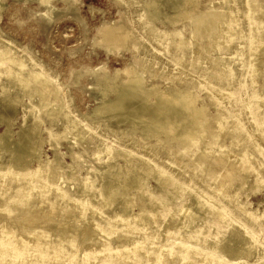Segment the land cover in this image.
Instances as JSON below:
<instances>
[{"label":"bare ground","instance_id":"obj_1","mask_svg":"<svg viewBox=\"0 0 264 264\" xmlns=\"http://www.w3.org/2000/svg\"><path fill=\"white\" fill-rule=\"evenodd\" d=\"M34 1L38 6L46 4L40 18L47 32L58 16L53 0ZM64 1L63 13L82 22L74 7L77 0ZM112 1L123 6L118 18L122 21L96 28L90 44L103 47L107 54L122 47L132 55L124 67L109 74L105 63L70 70L67 87L80 86V78L89 75L91 89L99 92L95 107L82 118L84 123L71 118L67 110L71 96L58 95L61 84L46 76L40 58L28 56L27 46L19 45V49L17 39L0 26V76L7 79L1 90L20 89L18 95L3 100L0 109L4 123L0 236L10 242L12 236L21 237L17 245L11 242L4 250L7 260L0 255V264H17L18 260L19 264H50L51 258L57 260L54 264H264L246 261L251 255L264 259V244L253 235L232 225L228 235L218 230L219 222L229 215L243 217L246 222L240 228L251 229L259 225L264 210L248 209L231 189L233 182H244L239 171H248L254 163L245 162L243 155H228L223 135L216 138L228 131L233 142L239 139L241 120L237 117L230 127L228 113H223L218 99L227 96L230 80L243 72L259 83L252 93L260 110L249 120L264 126V0H209L195 11L190 7L195 0ZM187 16L182 27L193 35L192 40L175 27ZM3 35L9 36L2 39ZM198 67L202 69L194 74ZM217 78L226 82L225 90L219 84L209 85ZM198 88L203 89L201 95ZM24 96L38 99L28 105L37 114L31 117L32 127H20L13 142L10 122L16 103ZM204 98L210 99L211 114L206 113ZM44 106H48L47 113L56 108L51 120L68 123L65 131L42 135L40 124L46 118L39 113L46 110ZM70 133V145L92 144L93 148L81 149V156L91 158L89 162L80 163L74 150L69 152L72 162L68 163L58 150L52 159L41 157L39 140ZM256 133L264 137V128ZM167 135L168 139L162 137ZM4 157L6 161L1 160ZM222 157L227 161L219 168L215 162ZM31 161H36L35 166L29 165ZM151 175L156 183L153 190L146 184ZM76 184L81 189L70 192ZM88 186H93L92 192ZM114 192L127 212L112 214L118 200L111 198ZM99 194L100 203H92ZM191 195L195 204L188 207ZM138 196L150 200L132 214L129 208L140 202ZM181 211L190 213L185 222Z\"/></svg>","mask_w":264,"mask_h":264},{"label":"rangeland","instance_id":"obj_2","mask_svg":"<svg viewBox=\"0 0 264 264\" xmlns=\"http://www.w3.org/2000/svg\"><path fill=\"white\" fill-rule=\"evenodd\" d=\"M208 1L209 0H195V2L190 5V7L193 11H195L202 4H208ZM51 3L53 7L56 8L55 14L59 17L57 16V18H55L54 21L51 22L50 29L47 32H44L42 24L43 22L40 18V9L45 7L46 4L38 6L36 1L34 0H28L25 2L22 0H0V8L1 6H3L1 11L2 17L0 19V26L2 30L7 32L11 37L17 39L18 47L19 45L21 47H28V56L36 55L40 58V60L44 63V67L46 66L47 68H45L46 76L52 82L58 85L61 84V86L59 87V92H57L58 95L67 93L71 96L72 101L70 102V107H67L71 118L80 123H84V120L82 118L85 114L89 113L95 107L100 97L99 92L97 90L93 91L91 89V84L89 82L90 80L88 78L89 75H85L80 78V86H74L71 84L67 87L68 83L71 81L69 72L70 70L79 69L88 70L96 68L105 63L108 70L107 72L109 74L117 68L124 67L130 61L132 53L126 48L124 49L122 47H116L115 49H112V51L109 52L110 54L114 53V56H112L110 54H107L103 47H95L93 46L92 42L90 44V40L92 39L96 28H100L105 24L114 25L116 21H118L116 22L117 24H120V21L122 20L119 21L118 18L120 12H122L123 10V6H118V4L115 5L116 3L112 0H77V4L75 3L74 7L77 9V11H79V15L82 19V22L77 23L75 20L71 19L72 15L63 13V8L66 7V2L64 0H53ZM76 5L79 9L76 7ZM126 14L130 16L128 13ZM187 19L188 16L186 19L179 21L175 25V27L183 36H185L189 40H192L193 35H189V33L186 32L182 27ZM7 37L6 35L1 36L2 39H5ZM71 50H73L74 52H72ZM114 58H116L117 60ZM203 61L205 62V64H208V60ZM2 64H7V62L2 61ZM181 65L185 67V64ZM201 67L195 68L193 70V73L197 74L198 72H200V70L202 69ZM239 69L240 71H244V68H242L240 65ZM220 78H223V75H221ZM6 80L7 79L4 75L0 76V102H2L0 103V109L2 107L1 104H3V100H8L11 96L18 95L20 91L18 87H10L7 92H2L1 85ZM215 84H217V86L219 84L222 88H224V90L226 88V82H221L220 80H218V78L213 79L209 83V85ZM258 84V82L254 83L248 75L244 74V72L236 80L234 78L230 80V85H228L227 90H225L228 93L227 96L223 97V99H218V101L220 102L219 106L222 109L223 113H228L229 118L226 121L229 124L231 123L230 127L234 126L235 120H238V117L241 120L240 128H242V130L238 132L239 139L237 143L233 142L230 139L228 131L226 133L216 135V138H220L223 135L221 137L223 139L222 146L230 150V153L228 155H238L237 157L243 155L245 162L249 164L254 163V167L250 166V168H248V171H239V176L241 178H244V182L242 184H240L238 181L233 182L231 184V189L232 191L234 190L238 193L240 200L248 209H255L260 212L264 210V182L262 180V177H264V137L258 136L256 131L259 127L260 130H262V127L264 128V126L262 125L263 123H259L261 124L259 125L258 123H254L253 121L250 122L249 120L252 119V117H255L257 111L260 110L259 105H257L255 101V95L254 93H252L254 92V88L258 87L257 89H259ZM196 92L201 95L203 93V89L198 88ZM31 102L37 103L38 99H32L24 96L15 105L16 109L10 122L11 129L15 134H13L11 138V141L13 142L16 138V132L20 129V127L25 129L30 128V126L32 127V125H30L31 117L37 113L34 110L28 109V105L31 104ZM203 102L204 106L206 107V113L211 114L214 109L211 105L210 99L204 98ZM43 109L46 110H42L39 114L40 116H45L46 118L40 124L43 129L42 135L44 137L47 136V132L61 133L65 131V128H68V123H63L58 119L55 120V118L53 121L51 120V115L56 114V108L50 111V113H47L48 106H44ZM239 112L242 114L238 115ZM54 116L56 117V115ZM2 123L3 122L0 121V133L4 128V123ZM228 123H226V125ZM71 137L72 133H70L69 136L63 138H52L41 141L39 140V143L37 142V146L38 150H40L41 157L43 159H52L55 153L59 151L63 154L61 158L62 161L64 163H68L72 162L69 152L70 150H74L75 156L77 157V159H79L80 163L84 164L87 161L89 162L91 158L88 155L81 156V151L83 150V147H85V149L86 146L89 145L92 147V144H88V141H83L80 145H70V143L73 142V139ZM162 137L168 139L170 136L167 135ZM176 143L177 141H175L173 145H175ZM118 145L119 147H121L123 143ZM220 146L221 144L218 147L215 146L214 151H217ZM1 160L6 161L7 159L6 157H4ZM220 160L221 161L217 162L218 164L215 162V165L219 168L223 167L225 161H227L224 158ZM35 164L36 161H31L29 163L30 166H35ZM2 170L4 169H1V171ZM82 172L84 174L86 173L85 170H83ZM1 173L5 174L3 171ZM6 175L7 174H5V176ZM96 180L97 182L99 180L101 181V179L99 178H97ZM250 182H255L254 187ZM146 184L151 190L155 188L156 183L152 175L147 178ZM67 187L70 188V185H67ZM86 188L89 190V192H92L93 186H88ZM79 189H81V186L76 184L71 187L70 192L74 193ZM116 197H119L118 192H114L111 195L112 199ZM101 198L102 195L99 194L97 199L92 203L99 204ZM137 199H139L140 202L129 208L131 209L130 211L128 210L132 214L138 211V208L140 207L142 202L144 203V201L150 200V197L144 198V196H138ZM115 200V203L112 205V214L117 215L122 212H127L125 209L128 207H125L123 201L119 198L118 200ZM194 204L195 198L193 195H191L188 202V207H191ZM180 215L182 216V222H185L187 218H189L190 213L188 211H181ZM140 219L141 218L136 219V221L140 222ZM216 222H218V220ZM245 222L246 219H244L243 217L233 216V218H230L229 215L224 221L219 222L220 227L218 228V230H220L219 232L224 231V233H227L226 235H228L227 230H229V226L232 225L234 229L238 231L240 229L245 230V234L249 236L253 235L254 238H256L261 244H264V215L259 220V225H256L251 229L249 227L240 228V224ZM8 239L6 237H3L2 235L0 236V255H2L3 259L6 260L7 258L4 250L11 247V242L17 245L21 237L12 236L11 242L10 239ZM98 239L102 241V239L105 238L99 236ZM17 248L20 249L21 246L19 245ZM100 260L104 261L105 259ZM259 260H262L264 262V259H258V257L255 255H251L246 259V261H249L251 263ZM56 261L57 260L55 258H51L48 260L49 263L51 262L50 264H54L56 263ZM19 262L20 260L17 261V264H19Z\"/></svg>","mask_w":264,"mask_h":264}]
</instances>
